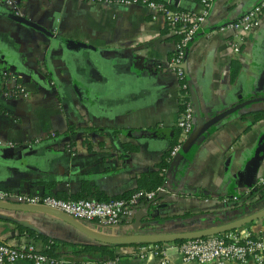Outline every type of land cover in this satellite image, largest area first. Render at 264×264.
Listing matches in <instances>:
<instances>
[{
    "label": "crops",
    "instance_id": "obj_1",
    "mask_svg": "<svg viewBox=\"0 0 264 264\" xmlns=\"http://www.w3.org/2000/svg\"><path fill=\"white\" fill-rule=\"evenodd\" d=\"M15 1L0 0V190L45 194V182L53 183L49 194L60 197L83 188L84 194L108 198L134 190L137 176L153 168L168 147L181 110L178 78L167 68L175 37L162 15L153 18L144 0ZM159 1L170 8L200 9L199 0ZM257 1L210 0L209 13L187 45L182 67L193 105L192 129L207 127L187 151L180 148L171 156L158 192L164 194L150 204L153 215L135 223L134 214L146 209L145 202L116 224L81 220L87 227L100 234L185 231L264 206V197L256 193L264 174V117L256 119L251 112L264 108V99L213 120L234 103L264 95V9L238 51L229 44L233 31L220 29ZM64 38L87 46L70 48ZM232 66H237L234 77ZM18 88L21 95L9 94ZM125 128L157 132L134 137ZM123 141L137 148L124 152ZM17 222L48 236L95 242L54 213L6 208H0V240L44 241L20 233ZM240 230L264 231V217ZM178 244L163 242L159 253L142 257L133 254L139 244L117 246L122 254L111 264H159L162 254L169 264H215L184 260ZM74 255L101 258L99 251ZM246 264H264V258Z\"/></svg>",
    "mask_w": 264,
    "mask_h": 264
},
{
    "label": "built area",
    "instance_id": "obj_2",
    "mask_svg": "<svg viewBox=\"0 0 264 264\" xmlns=\"http://www.w3.org/2000/svg\"><path fill=\"white\" fill-rule=\"evenodd\" d=\"M96 3H108L111 0H88ZM128 1V0H124ZM147 7L152 10V17L162 15L168 31L174 35V48L167 61V68L178 78L180 88L181 110L176 120L180 128V135L170 149V155H174L182 146L192 130L193 105L187 81L183 80L184 70L182 61L187 45L201 27V23L209 13L210 0H199L200 9L192 11L183 8H170L166 3L159 0H144ZM15 5V0H5ZM264 9V0L254 3L248 10L242 13L235 21L220 26L221 30L231 29L233 31L229 44L234 51L240 49L244 35L247 31L258 24L259 17ZM13 90V89H12ZM22 89L9 91V94L21 95ZM4 141L0 137V144ZM12 145V142H8ZM264 182V174L260 175L256 185ZM161 187L155 190L134 189L126 196L98 199L94 196L79 198L60 197L54 194H16L0 190V199L15 201L19 203H35L57 208L79 220L96 219L101 223L116 224L123 217L128 215L137 206L148 202L158 204L157 197ZM54 250L49 253L48 249ZM69 250V249H67ZM159 244H139L133 252L137 256H144L145 252L159 253ZM178 250L184 260H196L200 263L213 262L215 264H227L234 261L236 264H246L248 260L262 262L264 258V231L253 234L240 229H230L216 234L187 238L179 242ZM59 247H52L50 242L28 240L11 243L0 240V264H16L20 260H27L33 264H95L97 259L80 258L79 256L67 253ZM70 255H72L70 257ZM159 264H169V259L164 254L160 255ZM118 258L106 259L103 264L115 263Z\"/></svg>",
    "mask_w": 264,
    "mask_h": 264
},
{
    "label": "water",
    "instance_id": "obj_3",
    "mask_svg": "<svg viewBox=\"0 0 264 264\" xmlns=\"http://www.w3.org/2000/svg\"><path fill=\"white\" fill-rule=\"evenodd\" d=\"M30 24L33 25L35 28L44 31L45 33H50L47 29L43 26L30 21ZM61 39V37H59ZM64 43L73 49H78L81 47H86L87 44L79 39L73 38H64ZM184 66V61L181 64ZM1 76V75H0ZM264 99V95H258L254 97H249L247 99H243L237 103L232 104L231 106L227 107L226 109L220 111L213 117V120H218L223 118L224 116L232 113L233 111L243 107L245 104L250 103L255 100H262ZM207 127V123L203 125H198L194 127L186 139L183 141L181 149L183 151H187L192 143L196 140L198 135ZM157 132L154 128H142L136 129L131 131V135L134 137H146L152 136L154 133ZM164 193H158L157 197L163 196ZM264 199V198H263ZM0 208L6 209H17V210H40L44 212H51L56 215H59L67 222L71 223L87 235H89L95 242L97 243H107V244H117L120 242L128 243V244H140V243H156V242H167V241H174L176 239H187V238H195L200 236H205L209 234H216L226 230H230L236 227H239L247 222L252 220L264 217V206L260 209L253 210L245 215L237 217L235 219L205 228L193 229V230H185V231H175V232H132V233H121V234H100L89 227H87L81 220L72 217L71 215L61 211L57 208L35 204V203H19L15 201L3 200L0 199ZM152 211L150 208V203L146 205V209H140L135 212V223L139 224L143 217H151Z\"/></svg>",
    "mask_w": 264,
    "mask_h": 264
},
{
    "label": "trees",
    "instance_id": "obj_4",
    "mask_svg": "<svg viewBox=\"0 0 264 264\" xmlns=\"http://www.w3.org/2000/svg\"><path fill=\"white\" fill-rule=\"evenodd\" d=\"M237 67V66H236ZM232 66L231 68V75L234 77L235 72L237 68ZM183 80L186 81V77L182 78ZM187 91L188 90V85H187ZM189 94V93H188ZM181 106V105H180ZM252 114L256 119L264 117V108H259L251 111ZM124 130H127L129 134H131V131L133 129L125 128ZM180 135V128L176 125L173 129L172 135L169 140L168 147L162 152L160 160L156 163V165L153 168L147 169L142 171L136 178V186L134 189H143V190H155L158 187H161L165 181L166 178V171L169 167L170 161H171V155H170V149L173 146V144L178 141ZM123 150L129 151V150H134L137 148L136 144H130L128 141H123ZM53 185L52 182H45L44 183V193L49 194L51 186ZM86 187V184H83ZM86 188H83V190L80 193L77 194H72L69 195L71 198H79V197H85L89 196L88 194L82 193ZM133 191V189L123 192L120 195L126 196L130 194V192ZM256 193L259 198L264 197V182L259 184L256 188ZM95 196L98 199H108V196L102 195L101 193H96ZM62 197H66V195H63ZM67 198V197H66ZM16 227L18 228V231L25 232L27 234L33 235L35 237L39 236L41 237L44 241L50 242V245L52 247H58L61 244L63 245H68L69 250H66L68 252H71L73 254H79V252H89V251H99L101 253V258L97 259L98 263L103 264V262L106 259H115L121 256L122 253H119L115 250L117 246H122V245H127L128 243H117V244H107V243H87V242H74V241H69L66 239L62 238H57V237H52L48 236L42 233L36 232L32 227L29 225H26L21 222H17ZM234 229V228H233ZM184 239H176L173 242H181ZM163 242H156V244H161ZM140 244H146V243H140ZM49 253L53 252L51 248L47 250Z\"/></svg>",
    "mask_w": 264,
    "mask_h": 264
},
{
    "label": "rangeland",
    "instance_id": "obj_5",
    "mask_svg": "<svg viewBox=\"0 0 264 264\" xmlns=\"http://www.w3.org/2000/svg\"><path fill=\"white\" fill-rule=\"evenodd\" d=\"M248 223V222H247ZM244 225V224H243ZM242 226V225H241ZM234 229H240V226L239 227H236V228H234ZM146 244H148V243H146ZM59 247V246H58ZM69 249V248H68ZM86 255V254H85Z\"/></svg>",
    "mask_w": 264,
    "mask_h": 264
}]
</instances>
